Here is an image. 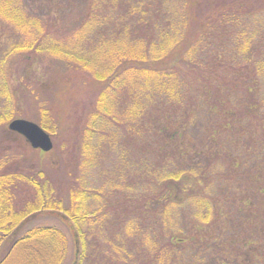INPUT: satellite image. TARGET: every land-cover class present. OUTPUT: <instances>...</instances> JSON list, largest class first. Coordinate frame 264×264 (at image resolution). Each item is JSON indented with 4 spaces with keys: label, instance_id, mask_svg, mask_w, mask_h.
Masks as SVG:
<instances>
[{
    "label": "trees",
    "instance_id": "trees-1",
    "mask_svg": "<svg viewBox=\"0 0 264 264\" xmlns=\"http://www.w3.org/2000/svg\"><path fill=\"white\" fill-rule=\"evenodd\" d=\"M69 1L78 15L60 38V28L47 24L62 14L61 0H0L3 23L26 34L11 52H52L100 87L87 121L78 132L70 130L75 142L67 175L72 179L64 197L40 160L39 154L52 150L33 148L12 130L18 142L0 138V264L20 245L52 236L60 244L55 264H82L88 246L84 226L90 223L97 238L107 235L108 225L124 229L129 238L140 230L155 261L180 264L185 242L203 246L208 231L201 233L215 222L211 197L200 196L193 201L201 209L198 222L180 238L177 225L187 217V196L207 193L204 180L214 178L215 162L231 163L232 169L248 161L249 151L264 156V0ZM1 95L7 114L0 116L10 120L13 113L7 111L14 101L10 92ZM38 109L37 123L55 138L59 122L49 108ZM193 134L208 141L198 146ZM253 176L264 198V175ZM153 184L155 197L168 201L156 215L163 230L158 239L150 235L151 224L141 230L122 219L128 200L141 201L151 216L147 188ZM140 188L146 193L135 198L129 193ZM44 217L57 219L65 231L40 224ZM165 232L168 240L162 238ZM112 234L113 240L120 238ZM70 238L73 258L67 261ZM249 242L235 256L243 264L261 256ZM129 256L123 257L126 263L132 262Z\"/></svg>",
    "mask_w": 264,
    "mask_h": 264
},
{
    "label": "rangeland",
    "instance_id": "rangeland-1",
    "mask_svg": "<svg viewBox=\"0 0 264 264\" xmlns=\"http://www.w3.org/2000/svg\"><path fill=\"white\" fill-rule=\"evenodd\" d=\"M244 1L249 2V0ZM66 2L70 3L69 0H61L63 11L62 14H58L57 22L55 23L54 21L51 24H47L50 28H52L51 26L60 28L57 31V35L60 38L66 35L59 32L67 30L66 28L72 29L70 21L73 22V19L78 15L75 5L71 3L69 5ZM44 6L42 8L46 9ZM203 6H206L205 2H203ZM38 10H41V7L35 4L33 11L38 12ZM58 19L61 21L59 22ZM14 29L17 32L12 30V26L3 23V19L0 18V111L2 110L0 114H7L4 111L7 108L3 107L2 102L3 97L4 99L6 97L1 95V93L10 92L15 103L11 105L12 109L7 111L8 113H13L10 120H6V116H0V138L8 137L18 142V138H15V135L10 133L9 123L17 118L29 119L37 123L40 115L38 108L40 106L49 108L52 111L55 122H59L60 131L55 138L52 136V151L48 155L39 154V156L41 162L46 165V173L52 180L53 185L57 189L61 186L59 195V198H61L65 194L67 179H72V175L71 177L70 174L67 175L68 163L71 160L69 159L72 152L71 147H73L75 142L71 131L74 129V133L75 131L78 132L84 121H87L88 112L95 103L100 87L95 84L92 76L75 68L73 65L68 64V67L65 66L64 61L60 60V57L52 52L38 53L31 50L11 52L13 43L24 40L23 38L26 36V34L22 33V30ZM88 86L91 87L88 88ZM95 91L97 92L96 94H94ZM18 94L22 101L17 100L18 97L16 96ZM202 121L204 122L203 118ZM202 121L200 123H203ZM10 134L12 137H10ZM191 137H195V144H199L198 146H201L204 141H208L207 137L202 139L196 137L195 134ZM256 149L259 150V146ZM20 150L25 151L22 148ZM248 153V161L241 162L235 167L233 165L232 169L229 167L231 163L215 162L212 165L214 178L204 180L207 193L203 192L193 197L187 196V201L183 205L187 220L186 218L182 219L177 225L178 231L184 232L180 234V238H184L189 232L188 230L192 228L193 221L195 222L196 220L198 222L197 214L199 212L197 210L201 209L193 201L200 196L211 197L210 201L214 211L213 218H215L216 224L214 222V224L208 225V228H204L203 234L201 233V235H204L208 231L206 234L207 238L205 237L207 242L203 246L201 244L199 247L198 243L191 242L189 244L185 242L183 247L185 250L180 253L186 259L181 258L179 260L180 264H240V262L243 264V258L236 260L235 256L242 253V247L243 249L246 248L247 246L244 245L249 240V243H253L255 250L261 254L258 257L254 255L252 264H264V228L260 226V221H264V198L259 193L258 185L260 183L253 176L254 173L264 175V156L252 154L250 151ZM115 155L117 154L114 151ZM258 162L262 164L258 165ZM209 173L208 171L207 174ZM261 180L264 183V177ZM97 183L95 182V186ZM151 187L150 189L146 187L149 196L148 200L151 203L149 206L150 210H152L151 221H149L150 217L145 214L146 210L145 207L141 206V201L137 204L131 200L123 201L124 211H122V219L125 220V224L128 223V227L131 226L133 228L134 226L135 228L138 224L141 230L143 227L148 228V225L151 224L149 228L150 235L158 239L159 230L162 232L163 230L160 223L156 224V215L160 214L159 207L168 204V201L156 198L154 193L155 185L153 184ZM144 192L146 193L141 188L129 191L134 198L139 197ZM244 201L250 203L245 209L241 207ZM131 208L134 209L133 212H131ZM219 211L223 212V217H218ZM163 217L165 216L163 215ZM40 224L65 231V228L53 217H44L40 220ZM116 227L117 225H108L106 228L108 230L107 235L97 238L94 237L96 233L94 224H85L84 230L87 234L88 246L87 257L82 264H162L159 261H155L154 253L150 252V249L152 250L150 243L142 242L140 239L139 236L142 237L140 230H138L140 232L138 236L137 231L134 232L130 228L129 231L134 232V236L129 238L128 235L132 234H128L121 228L120 230L115 229ZM185 229L188 230L185 231ZM168 232L162 235L164 240H168ZM110 233L111 235L109 236ZM112 233H118L120 238L113 240ZM105 240L108 242H105ZM112 241L113 243H111ZM179 244L183 246L182 243ZM191 244L193 246H187ZM113 246H118L120 251H115ZM73 247V241L70 238V257L67 258V261L71 260V257L73 258ZM59 250L60 244L53 236L44 239H34L17 247L3 264H33L34 262L37 264H55L59 256ZM124 256H127V258L129 256L132 262L126 263L123 259Z\"/></svg>",
    "mask_w": 264,
    "mask_h": 264
},
{
    "label": "water",
    "instance_id": "water-1",
    "mask_svg": "<svg viewBox=\"0 0 264 264\" xmlns=\"http://www.w3.org/2000/svg\"><path fill=\"white\" fill-rule=\"evenodd\" d=\"M8 127L10 130L24 136L33 148L41 149L46 152L53 148L51 135L34 121L17 118L13 119Z\"/></svg>",
    "mask_w": 264,
    "mask_h": 264
}]
</instances>
